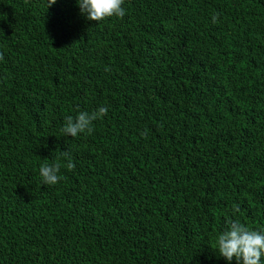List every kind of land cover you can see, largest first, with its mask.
I'll list each match as a JSON object with an SVG mask.
<instances>
[{"label":"trees","instance_id":"1","mask_svg":"<svg viewBox=\"0 0 264 264\" xmlns=\"http://www.w3.org/2000/svg\"><path fill=\"white\" fill-rule=\"evenodd\" d=\"M122 7L0 0V264H236L228 221L264 230V0Z\"/></svg>","mask_w":264,"mask_h":264},{"label":"clouds","instance_id":"2","mask_svg":"<svg viewBox=\"0 0 264 264\" xmlns=\"http://www.w3.org/2000/svg\"><path fill=\"white\" fill-rule=\"evenodd\" d=\"M57 0H47V9L55 4ZM124 0H77L81 14L86 15L90 21H102L109 17L123 18L126 14L122 7ZM218 15H213L212 22L216 23ZM3 53H0V60H3ZM108 112L107 106H101L95 111H82L73 118L67 116L60 131L65 136L76 137L78 134L93 131L92 123L97 119L103 118ZM67 160L66 167L69 170L75 168L70 154L63 153ZM61 165L59 163L52 165H42L39 174L42 177V185H55L59 182L58 175ZM240 211L239 205L234 206L233 214ZM219 255L227 261L232 262L235 259L236 264H264V230H251L238 220L230 219L228 229L223 231L217 238Z\"/></svg>","mask_w":264,"mask_h":264}]
</instances>
